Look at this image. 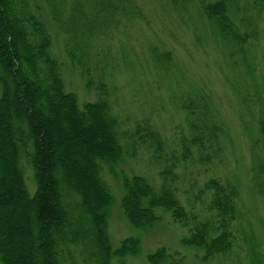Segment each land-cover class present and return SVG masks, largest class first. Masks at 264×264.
I'll list each match as a JSON object with an SVG mask.
<instances>
[{
  "label": "trees",
  "instance_id": "obj_1",
  "mask_svg": "<svg viewBox=\"0 0 264 264\" xmlns=\"http://www.w3.org/2000/svg\"><path fill=\"white\" fill-rule=\"evenodd\" d=\"M43 1L53 25L62 30L54 16L62 0ZM229 1L202 5V14L223 37L239 43L241 50L244 39L251 36L233 30ZM35 2L0 0V264H69V247L96 264L136 255L138 238L127 237L113 249L108 236L112 197L100 170L103 165L114 172L123 149L106 93L101 86L96 101L80 107L76 95L65 92L49 26ZM72 3L76 32L87 38L114 24L131 1ZM86 8L92 11L90 17L84 14ZM70 49L65 48L66 54L76 69L79 63ZM178 108L184 113L185 128L179 134L177 154L163 151L157 132H139L143 144L152 149L158 183L141 175L122 177L121 209L126 222L139 231L152 229L168 215L186 231L181 245L206 262L231 251L232 225L239 216L238 190L223 178L210 177L194 196V201L204 204L202 212L196 214L193 205L187 209L181 204L176 168L194 163L208 174L223 155L224 130L204 97H182ZM21 160L32 171V196ZM258 176L256 192L264 200V163L258 167ZM167 258L166 250L159 248L148 262L159 264Z\"/></svg>",
  "mask_w": 264,
  "mask_h": 264
},
{
  "label": "rangeland",
  "instance_id": "obj_2",
  "mask_svg": "<svg viewBox=\"0 0 264 264\" xmlns=\"http://www.w3.org/2000/svg\"><path fill=\"white\" fill-rule=\"evenodd\" d=\"M72 1L56 5L54 16L62 30L53 25L43 0L35 4L49 26L65 92L76 95L82 107L96 101L102 86L109 113L117 122L121 160L114 172L103 165L100 170L112 197L108 236L113 249L127 237L138 238L140 249L109 264H150L148 257L159 248L168 254L159 264H264V200L256 192L258 167L264 163V0L229 1L233 30L251 36L244 39L241 50L239 43L223 37L202 14V5L217 0H130L114 24L87 38L76 32ZM90 11L84 9L85 16L90 17ZM65 48H72L82 71L71 66ZM187 96L208 101L224 130L223 155L208 174L194 163L178 165L175 175L181 204L187 209L193 205L196 214L202 212L204 204L194 201V196L210 177L223 178L238 190L239 216L232 225L231 251L206 262L181 245L186 231L168 215L152 229L139 231L126 222L121 209L122 177L141 175L158 183L152 149L143 144L139 132H157L163 151L177 154L179 134L185 128L178 100ZM19 165L32 196V171L22 160ZM66 257L69 264H96L74 247H69Z\"/></svg>",
  "mask_w": 264,
  "mask_h": 264
}]
</instances>
